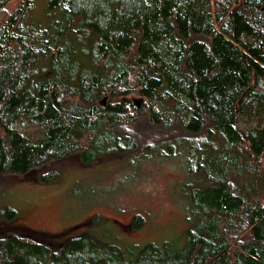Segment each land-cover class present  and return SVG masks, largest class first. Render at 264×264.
Masks as SVG:
<instances>
[{"label":"trees","instance_id":"16d2710c","mask_svg":"<svg viewBox=\"0 0 264 264\" xmlns=\"http://www.w3.org/2000/svg\"><path fill=\"white\" fill-rule=\"evenodd\" d=\"M33 10V0H0V175L182 149L200 184L175 253L147 245L126 261L90 235L57 252L10 235L0 264H264V0H45L43 17ZM245 111L253 126L242 129ZM175 127L192 138L137 154L152 129Z\"/></svg>","mask_w":264,"mask_h":264},{"label":"rangeland","instance_id":"374dc122","mask_svg":"<svg viewBox=\"0 0 264 264\" xmlns=\"http://www.w3.org/2000/svg\"><path fill=\"white\" fill-rule=\"evenodd\" d=\"M33 3V15L43 17L45 0ZM240 126H253L249 111ZM127 133L135 135L129 129ZM148 133L142 142L140 138L137 154L149 145L192 138L178 127ZM172 151L166 149V155ZM175 152L179 155L137 163L129 162L136 152L107 156L87 168L71 156L27 175H0V238L15 235L57 252L70 239L90 235L100 244L119 247L126 261L147 245L170 246L175 253L186 241L193 216L189 191L200 184L185 150ZM52 172L56 178L43 183L40 178ZM9 211L15 213L11 221L5 217Z\"/></svg>","mask_w":264,"mask_h":264},{"label":"flooded vegetation","instance_id":"af4514ba","mask_svg":"<svg viewBox=\"0 0 264 264\" xmlns=\"http://www.w3.org/2000/svg\"><path fill=\"white\" fill-rule=\"evenodd\" d=\"M24 228H26L24 225H22Z\"/></svg>","mask_w":264,"mask_h":264}]
</instances>
